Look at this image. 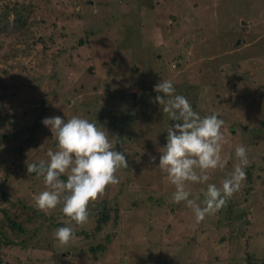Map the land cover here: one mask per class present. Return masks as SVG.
<instances>
[{
    "label": "rangeland",
    "instance_id": "1",
    "mask_svg": "<svg viewBox=\"0 0 264 264\" xmlns=\"http://www.w3.org/2000/svg\"><path fill=\"white\" fill-rule=\"evenodd\" d=\"M24 5L26 27L17 30L13 10L2 15ZM40 76L35 96L28 88ZM162 79L186 94L201 117L216 114L225 122V167L213 170L208 183L220 186L233 170L237 145L247 147L254 164L249 173L256 179L246 175L245 188L226 203L231 209L223 206L199 223L184 203L170 201L174 188L157 167V149L166 145L174 123L152 102ZM12 85L23 87L27 92L19 94L36 106L50 94L43 120L77 115L117 134L128 167L116 173L119 184L89 206L94 217L86 223L70 222L61 204L47 214L39 211L43 217L34 224L31 206L45 186L28 175L26 162L47 160L56 141L44 125L36 144L12 139L16 126L5 122L9 139L0 138V179L6 173L2 162L20 163L24 171H10L0 207L26 201L16 214L32 223L11 231L0 213V264H244L247 248L264 258V169L257 161L264 163V0H0V90L9 93ZM27 106L23 121L31 124L38 111ZM116 150H122L119 144ZM205 190L206 184H192L190 198L202 201ZM102 207L115 222L92 237ZM59 224L75 232L65 247L54 240Z\"/></svg>",
    "mask_w": 264,
    "mask_h": 264
},
{
    "label": "clouds",
    "instance_id": "2",
    "mask_svg": "<svg viewBox=\"0 0 264 264\" xmlns=\"http://www.w3.org/2000/svg\"><path fill=\"white\" fill-rule=\"evenodd\" d=\"M163 115L174 123L167 129L166 145L159 147L158 168L173 186L170 201L184 203L197 223L215 215L236 194L246 180L249 166L248 149L235 148L236 163L220 186L208 183L210 173L224 168L221 152L225 141L224 121L216 114L201 117L188 99L176 93L170 80L162 79L154 86ZM42 124L56 141L55 150L47 152V160L26 162L28 175L43 180L44 190L34 196L38 211L45 214L62 204L61 211L70 222L82 225L89 218V206L111 185L119 184L116 173L128 167L126 149L117 134L110 135L102 126L73 115L70 119L48 117ZM122 150H116L117 145ZM155 163V157H152ZM66 175V180L62 176ZM192 184H206L203 200L190 198ZM60 247L67 246L75 236L72 227H60L53 233Z\"/></svg>",
    "mask_w": 264,
    "mask_h": 264
},
{
    "label": "trees",
    "instance_id": "3",
    "mask_svg": "<svg viewBox=\"0 0 264 264\" xmlns=\"http://www.w3.org/2000/svg\"><path fill=\"white\" fill-rule=\"evenodd\" d=\"M29 8V7H28ZM26 9V6L24 5L23 7H20L19 10L17 9H7L6 8V12L2 15L3 17H7L8 14L12 13L11 10H13V15L16 17L15 21H14V24L15 25V29L17 30H23L25 29L26 27V17L23 16V11H27ZM2 33H4V30L2 31ZM40 42L44 43L43 39L41 38L40 39ZM81 44V42H80ZM176 61L177 58H173ZM172 59V60H173ZM180 60V59H179ZM169 63V62H168ZM168 65V64H167ZM169 66V65H168ZM178 68H181V65H180V62L178 63ZM39 80H38V84L37 85H32L30 84V88L29 89V92L35 94V92L37 91V87L43 83V78L40 76L38 77ZM113 80H115L116 78L115 77H112ZM174 85V84H173ZM60 87H62V89H64L65 85H63V83H61ZM241 88V85L237 82L234 86H233V89L235 90V92H237V90ZM246 90H247V87H244ZM61 89V90H62ZM152 90V89H151ZM25 89L21 86H18V85H12L11 88H10V92L7 93V90L5 91H1L0 90V138H3V139H6L8 140L9 138L7 137V135L5 134V132L2 130L5 122L7 123H11V124H15L16 126V132L14 133V135L12 136V139H15V140H19V139H24L25 142L27 143H32V144H36L35 142L37 141L36 140V136L39 132H41L44 127H42V120L43 118L40 116L41 113L43 111H46L45 108H44V102L46 99H48L47 96H49L50 94H45L44 95V99H41L38 104V106H36L35 104H31L27 99H26V95L25 96H22L24 95L26 92H24ZM19 92L22 94L20 95ZM23 92V93H22ZM154 93V92H153ZM152 93V94H153ZM17 95H20L22 96L21 99L18 98ZM15 96V102L17 104H12V98ZM124 96V95H123ZM144 96H148V95H144ZM143 97V96H142ZM185 97L189 98L186 94H185ZM130 99L132 100H135V97H131ZM14 101V100H13ZM8 103L9 104V107H6L5 104ZM27 105H29L31 108H37V111H38V114L36 115V117H32V123H27L25 124L24 123V117L26 118V116H22L24 115V108L28 107ZM246 105V104H245ZM244 105V109L246 108L247 110V107H245ZM56 107V102L53 104V106L50 108V111L52 109H54ZM250 107L248 106V109ZM35 111V110H33ZM247 111H251V108ZM1 112L3 113V115H1ZM29 113V111H28ZM44 113V112H43ZM128 113V112H127ZM26 114V113H25ZM21 116V117H20ZM45 117V116H44ZM262 126V129H264V121L262 122L261 124ZM125 140L127 141V138H125ZM21 151V150H20ZM20 156H22V154H20ZM136 157H138V155H135ZM136 158H134L135 160ZM234 161L236 162V158L234 157ZM259 162V168L258 169H261L263 170L264 167L262 168L261 166L263 165L264 166V163L260 160H257ZM233 162V163H235ZM4 162H2V168H4V170L6 171V173L4 174L3 176V179L1 178L0 179V193H1V197L4 199L6 198V194L4 193L3 191V186L5 185V179L8 178V176L10 175V171L13 169H19V170H22L23 167H20V163L19 164H16V163H13L11 162L10 164L8 165H3ZM38 163V162H37ZM230 166L232 165V162L228 163ZM252 165H254L252 163ZM251 165V166H252ZM250 165L248 166V168L245 169V172H246V175H247V181H250L254 178L256 179L255 175H250L249 173V168L251 167ZM257 169V168H256ZM24 171V169L22 170ZM257 171H260V170H257ZM32 176H36L35 173L31 174ZM62 179H65L66 180V176H62ZM252 184V183H251ZM247 185L248 187H250L249 190H251V188L253 187L252 185ZM245 184L244 186L241 187V189L245 188ZM109 189H112L111 186L108 187ZM0 197V200H2V198ZM235 197H236V194H235ZM4 201V200H3ZM26 204L27 202L23 201V203H20V204H17V203H11V206L9 209H1L0 207V213L3 214V218L1 219L2 222H5L6 226L11 230V231H14L16 229L20 230L21 232L24 231V224L25 225H31V223L34 221V224L36 223L37 219L39 217H43L40 212L36 209L35 206H31V210H30V215H32L33 219H32V222L30 221V218H27V220L25 221V223H22L20 222V218L23 216H21L23 213H20V214H16V211L19 209L20 206H23V208L25 209L26 208ZM21 208V209H23ZM222 209V208H221ZM224 209L228 210V209H231L230 205H227L225 204L224 205ZM243 210V209H242ZM221 211V210H220ZM89 216H91L90 218H93L94 217V214L93 212L89 211ZM233 212L230 211L229 214H232ZM237 214H239L237 212ZM27 217V215H26ZM96 217V215H95ZM47 221V218L45 220V222ZM44 222V224H45ZM110 222H115V220H112L111 219V215H109L108 213V210L105 208V207H102V209L99 211L96 219H95V228L93 230V233L91 234L92 237H94V234L97 233V232H100L101 230H103V227H105L107 224H109ZM42 223V225L40 227H42L44 225ZM39 227V228H40ZM58 228L60 227H64L62 224L60 225H57ZM39 228L37 229H34L35 231L38 230ZM0 234H3V236H5V227H3L1 224H0ZM77 236H80L81 233H76ZM1 242V241H0ZM247 248V247H246ZM98 249H100L98 247ZM242 262L244 264H264V258L263 259H257L255 258V256L248 250L247 248V251L245 252V256H243V260Z\"/></svg>",
    "mask_w": 264,
    "mask_h": 264
}]
</instances>
